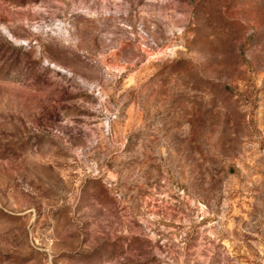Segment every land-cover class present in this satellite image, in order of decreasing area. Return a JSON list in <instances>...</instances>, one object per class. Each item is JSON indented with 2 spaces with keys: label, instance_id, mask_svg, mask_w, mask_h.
Listing matches in <instances>:
<instances>
[{
  "label": "rangeland",
  "instance_id": "rangeland-1",
  "mask_svg": "<svg viewBox=\"0 0 264 264\" xmlns=\"http://www.w3.org/2000/svg\"><path fill=\"white\" fill-rule=\"evenodd\" d=\"M0 264H264V0H0Z\"/></svg>",
  "mask_w": 264,
  "mask_h": 264
}]
</instances>
